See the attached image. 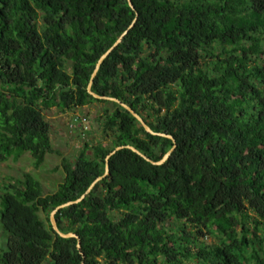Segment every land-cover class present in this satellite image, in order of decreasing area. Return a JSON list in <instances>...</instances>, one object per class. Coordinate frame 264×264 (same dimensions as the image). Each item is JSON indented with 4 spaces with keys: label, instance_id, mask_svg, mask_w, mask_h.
I'll list each match as a JSON object with an SVG mask.
<instances>
[{
    "label": "trees",
    "instance_id": "16d2710c",
    "mask_svg": "<svg viewBox=\"0 0 264 264\" xmlns=\"http://www.w3.org/2000/svg\"><path fill=\"white\" fill-rule=\"evenodd\" d=\"M131 3L0 0V164L54 153L43 111L107 106L106 142L63 159L55 192L30 173L0 183V264H264V0ZM134 20L91 92L166 137L87 92ZM174 145L159 166L116 152L55 214L80 250L54 232L114 149L159 162Z\"/></svg>",
    "mask_w": 264,
    "mask_h": 264
},
{
    "label": "rangeland",
    "instance_id": "374dc122",
    "mask_svg": "<svg viewBox=\"0 0 264 264\" xmlns=\"http://www.w3.org/2000/svg\"><path fill=\"white\" fill-rule=\"evenodd\" d=\"M207 63L209 59H206ZM103 104H91L84 108H77L64 113L57 109L43 111L44 118L50 127V139L54 150L53 154L47 155L44 163L39 168L33 167L30 156H22L18 162L8 161L0 164V183L8 177L20 179L24 173L32 174L42 185L43 194L48 195L56 191L57 186L63 181L64 172L61 167L62 160L66 159L75 164L76 158L84 144L96 145L106 141L101 132V116ZM74 116L86 117L89 120L90 132L82 135L79 128H69ZM40 217L46 223L45 215ZM262 233H258L260 236ZM207 244L217 243L214 237L206 236L203 240ZM6 235L0 225V250L5 249Z\"/></svg>",
    "mask_w": 264,
    "mask_h": 264
},
{
    "label": "water",
    "instance_id": "95a60500",
    "mask_svg": "<svg viewBox=\"0 0 264 264\" xmlns=\"http://www.w3.org/2000/svg\"><path fill=\"white\" fill-rule=\"evenodd\" d=\"M128 4L130 6V8L133 10V6H132V3H131V0H128ZM135 23V20L133 21V23L128 27V29L126 31H124L122 33V35L118 38V40L112 45V47H110V49L100 57L99 61L97 62V65L92 73V76H91V79H90V82H89V85L87 87V92L96 100H103V101H110V102H114V103H117L119 104L121 107H123L125 110H127L137 121L138 123L141 124V126L144 128V130L149 133L150 135H158V136H164V135H161V134H155L153 133L150 128L145 124V122L142 120V118L137 115L131 108H129L128 106L120 103L118 100L116 99H113V98H109V97H100L94 93L91 92V85H92V82L94 80V78L96 77L97 75V72L99 70V67L100 65L102 64V62L110 55V53H112L122 42V40L124 39V37L127 35V33L129 32V30L133 27ZM166 137V136H164ZM169 139H172L171 137H167ZM123 149H128V150H131L133 153L137 154L138 156H140L142 159H144L145 161L151 163L152 165H156V166H159V165H162L164 164L170 157V155L172 154V152L175 150V145L173 146V148L159 161V162H153L151 161L150 159H148L147 157H145L144 155H142L141 153H139L135 148L131 147V146H125V147H117L116 149H114L107 157H106V160H105V173L103 175V177L97 179L96 181H94L92 183V185L90 186V188L86 191L85 194H83L79 199H77L76 201L74 202H70V203H66L64 205H61L59 207H57L51 214H50V224H51V227L52 229L54 230V232L56 234H58L61 238H75L77 240V249L80 250V241L78 239V237L74 234H62L58 228H57V225H56V221H55V214L61 210L62 208H65V207H68L70 205H73V204H78L80 203L89 193L90 191L93 189V187L95 186V184L101 180L102 178H105L107 175H108V161H109V158L111 156H113L116 152L120 151V150H123Z\"/></svg>",
    "mask_w": 264,
    "mask_h": 264
},
{
    "label": "built area",
    "instance_id": "2783aa9c",
    "mask_svg": "<svg viewBox=\"0 0 264 264\" xmlns=\"http://www.w3.org/2000/svg\"><path fill=\"white\" fill-rule=\"evenodd\" d=\"M73 128V127H77L79 128V130L81 131V133L83 135H85L86 133H89L90 132V127H89V122L87 120L86 117H82V116H74L72 119H71V122H70V125H69V128ZM70 128V129H71Z\"/></svg>",
    "mask_w": 264,
    "mask_h": 264
}]
</instances>
